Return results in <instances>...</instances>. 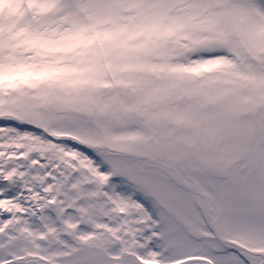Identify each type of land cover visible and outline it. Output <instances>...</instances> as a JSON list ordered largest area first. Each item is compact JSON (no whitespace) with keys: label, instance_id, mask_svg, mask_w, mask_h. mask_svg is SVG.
Masks as SVG:
<instances>
[{"label":"snow or ice","instance_id":"obj_1","mask_svg":"<svg viewBox=\"0 0 264 264\" xmlns=\"http://www.w3.org/2000/svg\"><path fill=\"white\" fill-rule=\"evenodd\" d=\"M0 264H264V0H0Z\"/></svg>","mask_w":264,"mask_h":264}]
</instances>
